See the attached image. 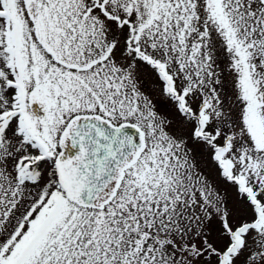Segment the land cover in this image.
Masks as SVG:
<instances>
[{"label": "snow or ice", "instance_id": "1", "mask_svg": "<svg viewBox=\"0 0 264 264\" xmlns=\"http://www.w3.org/2000/svg\"><path fill=\"white\" fill-rule=\"evenodd\" d=\"M0 264H264V0H0Z\"/></svg>", "mask_w": 264, "mask_h": 264}]
</instances>
